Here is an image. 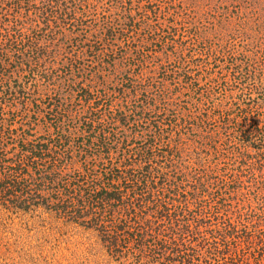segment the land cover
Listing matches in <instances>:
<instances>
[{"label":"rangeland","instance_id":"374dc122","mask_svg":"<svg viewBox=\"0 0 264 264\" xmlns=\"http://www.w3.org/2000/svg\"><path fill=\"white\" fill-rule=\"evenodd\" d=\"M0 28V149L78 151L108 102L130 114L109 166L135 208L0 193V264H264V0H0Z\"/></svg>","mask_w":264,"mask_h":264},{"label":"trees","instance_id":"16d2710c","mask_svg":"<svg viewBox=\"0 0 264 264\" xmlns=\"http://www.w3.org/2000/svg\"><path fill=\"white\" fill-rule=\"evenodd\" d=\"M38 19L46 22L47 25H49V21L53 20L48 19L46 16L39 17ZM132 20L133 16L129 14L122 21L117 20L116 17L113 19L115 25L120 24L123 26L130 24ZM107 31L111 33V26L106 30L108 34ZM4 37L5 34H2V28H0V38L4 40ZM5 42L7 45H10L9 38ZM79 90L80 93H84V88L81 87ZM58 99L59 97H56V100ZM98 103L99 101L96 100L94 104L97 105ZM53 104L55 103L53 102ZM63 105H61L60 109L57 106L55 107L61 111L66 106H70L67 102H64ZM107 105L109 106L108 102H106L105 108L100 106L97 109L98 113L97 111L93 112L98 117L103 114L102 111H105L107 121L101 118L97 121L96 126L92 125L91 120L89 121L87 128H91L87 131L88 133L85 132L82 136H78L77 140L84 141V144H78V151L72 152L73 150H70L69 145L64 148V145L58 141L60 137L54 140V147L58 146V150H53V154L50 148L47 147L49 141L39 142V140L21 141L20 147L22 148L16 154L17 159L8 154L10 153L8 152L9 150L0 149V193H3V195L11 194V201L21 208H26L31 204H42L48 208H54L56 211L61 210L62 214H69L74 218L76 217L75 219H78L79 215L82 216V207L87 209L85 213L93 212L96 215L95 212H97V217H101L102 214L100 215V212L107 207V214L111 216L109 217L111 219L115 217L111 209L112 205L124 206L122 209L126 213L134 211V205H131L128 197H122L123 190L119 191L117 183L114 180V178H117V175L112 171L114 168L109 166L113 155L109 152L112 149H116L121 134L124 135L123 130L128 127L130 114L121 110L112 111L110 108H107ZM0 117H2V114H0ZM85 123L87 122L84 121L82 124ZM92 128L93 131H91ZM95 129L97 130V135L93 140ZM99 151L105 152L104 159H107L108 163L105 164L102 161L96 160L89 161L87 159L91 155L92 157L95 156ZM58 153L61 154L60 158L56 157ZM49 158L50 161L46 165L45 161ZM29 162L38 176L33 177L30 173L31 178L29 179L17 176L19 175V172L16 171L17 168L23 167ZM131 169L127 171L130 172L132 171ZM141 173L145 174L142 171ZM142 174H139L140 177ZM134 181V183H126L130 190L129 193L133 195L147 193L141 187L143 183L140 182L139 177Z\"/></svg>","mask_w":264,"mask_h":264}]
</instances>
